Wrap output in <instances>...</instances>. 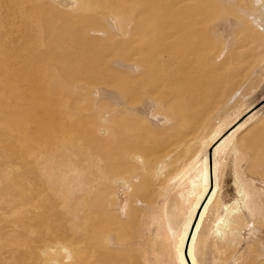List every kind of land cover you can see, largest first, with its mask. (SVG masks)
<instances>
[{
  "label": "bare ground",
  "instance_id": "1",
  "mask_svg": "<svg viewBox=\"0 0 264 264\" xmlns=\"http://www.w3.org/2000/svg\"><path fill=\"white\" fill-rule=\"evenodd\" d=\"M28 1L27 6L17 4L21 20L42 15L45 1L62 20L58 24L51 16V51L28 63L39 44L34 47L25 32L12 34L15 25L6 30L0 17V74H10L14 83L12 75L22 82L42 72L51 77V102L71 101L67 95L76 93L95 109L98 100L109 99L112 107L99 109L100 121H73L51 106V195L45 188L22 185L0 190V231L7 229L20 240L5 251L10 259L19 264H106L116 255L111 228L128 203L153 211L166 184L176 186L199 166L200 190L174 247V264H201L199 233L218 197L212 233L233 247L231 264H264V179L250 177L252 183L244 184L228 149L235 133L264 111V104L258 107L264 98L258 95L243 112L213 124L205 135L211 122L206 120L216 111L194 109L201 98L197 77L206 73L208 61L230 54L231 43L239 38L264 44V0L23 3ZM14 41L23 44L20 50L12 47ZM35 132L48 131L36 124ZM198 137L199 146L181 160L188 142ZM246 144L241 140L233 146ZM37 146L32 155L46 156L37 154ZM261 153L264 162V149ZM222 171L230 195L220 185ZM123 248L117 255L128 259L129 247Z\"/></svg>",
  "mask_w": 264,
  "mask_h": 264
},
{
  "label": "rangeland",
  "instance_id": "2",
  "mask_svg": "<svg viewBox=\"0 0 264 264\" xmlns=\"http://www.w3.org/2000/svg\"><path fill=\"white\" fill-rule=\"evenodd\" d=\"M19 1L26 4L25 6L30 5L29 1L23 3L24 0H5L2 4L0 3L2 5L0 17L3 21L5 20L6 30L15 25L13 28L11 27L14 30L12 34L25 32L31 37L33 46L36 43L39 44L38 49L34 46L35 49L28 60V63L36 62L45 55L40 52L51 51V16L54 17V11L51 10V2L45 1L42 6V15L35 16L27 22L21 20V16L17 14V11L22 7L17 5ZM72 9L73 7H70V10ZM54 20L58 24L62 21L56 16ZM40 34H43L42 39H40ZM16 37L15 35L14 38L16 39ZM234 42L235 44L232 42V46L230 45V54L220 57L215 55L207 62L206 73L197 77L199 80L197 88L198 91L200 90L201 98H199V103L195 104L194 109H198L199 113L206 107L216 111V114L213 115L214 118H207L206 121H211V124L206 125L205 131L203 130L204 135L213 128V124L228 120L235 114L243 112L258 95L262 94L259 99L264 98V44L256 46L241 38ZM21 45L23 44L14 41L12 47L20 50ZM9 48L10 46L5 51L8 52ZM30 67L27 65L26 69ZM13 70L9 72L15 73L16 71ZM35 73L27 76L26 81L22 82L12 75L14 83L10 82V74H0V190H10L14 185H22L45 188L44 192L51 195V106L54 113H58V115H72L73 121H100L97 117L99 112L109 109L112 101L97 99V106L102 109L100 111L93 108L91 103L75 96L76 93L67 95L73 98L71 101L56 100L55 98L51 102V77L42 72ZM17 81L18 84H16ZM236 91L237 94L232 97ZM65 102L67 103L64 104ZM263 104L264 99L258 103V107ZM218 111L219 114H217ZM41 116L42 121L39 120ZM36 124L44 125L48 132L42 135L36 134ZM263 127L264 111L262 110L251 122L235 133L228 146L232 162L235 163V171L246 185L252 183L250 177L256 176V178L264 179V162L261 153V150L264 149ZM241 140L247 141L246 146L239 145L234 148L233 145ZM200 143L201 138L199 137L191 139L181 160L185 161L190 157ZM36 145L39 147L37 154L46 156L32 155V149H35ZM199 170L200 167L195 166L176 186L166 184L161 194L159 193L156 209L153 211L147 212L148 209L143 208L140 204L128 203L123 216L111 228V233H114V239L117 241L116 247L113 248L116 255L108 259L106 264H174V247L179 241V236L181 237V231L188 218L187 215L200 190ZM223 177L224 171L220 172V185L223 186V189L227 187L225 190L230 195L229 190L231 189L225 185ZM157 181H154V186L158 185ZM218 198L209 208L199 233L196 250L201 264H231L233 247L215 239L212 233L213 222L219 206ZM149 224L153 233L148 228ZM9 233L7 229L0 231V264H19L20 261L11 260L9 254L5 252L8 248L12 249L17 241H20L18 239L16 241L14 236ZM143 237L145 239L142 241ZM117 245L119 246L117 247ZM125 246L129 247L130 257L128 259L117 255L124 251L123 247Z\"/></svg>",
  "mask_w": 264,
  "mask_h": 264
}]
</instances>
